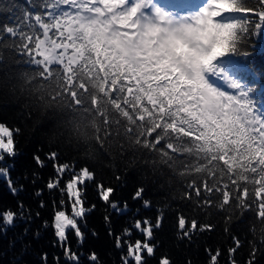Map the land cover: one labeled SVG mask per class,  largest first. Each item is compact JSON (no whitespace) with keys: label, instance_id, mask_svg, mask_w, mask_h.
Returning a JSON list of instances; mask_svg holds the SVG:
<instances>
[{"label":"trees","instance_id":"trees-1","mask_svg":"<svg viewBox=\"0 0 264 264\" xmlns=\"http://www.w3.org/2000/svg\"><path fill=\"white\" fill-rule=\"evenodd\" d=\"M52 2L0 0V124L13 131L15 143V155L4 154L0 167L9 169L16 189L13 195L7 178H0V211L10 208L17 212L13 226L0 221V264H123L127 246L117 247L116 238L131 243L143 240L133 228L134 222L147 219L155 225L158 218L160 227H154L150 241L155 253L152 257L144 253L146 264H159L162 257L171 264H212L211 256L217 253L216 264H264V223L257 215V204H253L256 185L240 181L237 188L227 176H210L207 169L198 170L206 162L181 148L175 135L146 146L148 139L155 143L156 133L148 137L141 123L125 114V109L131 112V108L113 101L86 71L77 67L76 73L70 74L63 66L53 65L59 70L49 73L47 66L32 61L39 57L22 48L20 36L11 37L3 31L7 25L31 32L25 13L42 14L47 20L51 9L43 5ZM249 2L259 9L258 0ZM61 7L67 9L68 5ZM228 17L232 18L228 22L240 19L232 14L218 18ZM250 18L253 24L234 50L202 74L220 86L205 81L216 91L243 93L253 114L264 120V26L255 28L258 18ZM31 23L35 25L34 20ZM35 30L42 38L38 25ZM82 82L85 87H81ZM157 133L162 134V130L157 129ZM179 139L188 142L191 137ZM168 142L175 143V151L167 147ZM53 152L57 154L55 161L50 159ZM37 156L43 166L37 164ZM54 164H67L76 172L87 167L95 177L83 186L85 206L95 205L79 221L83 240L69 230L65 242L78 262L65 256L52 227L61 198L65 201L62 210L71 215L66 193L62 197L59 189L47 187L57 176ZM71 175L65 173L61 187ZM205 183L213 187L212 193L207 192ZM97 184L114 189L110 200L118 204L119 212L100 200ZM244 187H248L250 199L243 196ZM140 189L142 198L134 199ZM225 190L230 192V204L220 208ZM21 203L22 218L17 208ZM181 217L186 220L188 236L179 228ZM193 220L197 223L194 230ZM126 228L132 229L130 237H125ZM233 248L235 252L230 253ZM93 253L95 262L89 259Z\"/></svg>","mask_w":264,"mask_h":264},{"label":"snow or ice","instance_id":"snow-or-ice-1","mask_svg":"<svg viewBox=\"0 0 264 264\" xmlns=\"http://www.w3.org/2000/svg\"><path fill=\"white\" fill-rule=\"evenodd\" d=\"M258 3L259 9L253 7L249 0H208L198 15L185 22H174L159 12L150 18L143 10L149 7L151 0H53L43 5L51 9L46 13L47 20L42 14L25 13L24 20L28 21L27 27L31 32L7 25L3 31L11 37L20 36L26 52H35V56L42 57L32 61L46 62L45 71L49 73L59 70L53 65L63 66L70 74H75L77 67L86 71L113 101L131 108V112L125 109V114L131 121H139L148 137L156 133L155 143L148 139L146 146H155L170 134L175 135L181 148L195 152L206 162L198 170L207 169L210 176L217 173L220 177L227 176L237 188L240 181L256 185L253 204H257V215L264 223V120L253 114L243 93L216 91L208 86L202 75L211 70L214 61L239 44L242 34L248 32L249 25L253 24L250 16L258 18L254 22L255 28L264 26V0H258ZM61 5H68V8ZM224 14L240 19L216 22V18ZM37 25L42 30V38L35 30ZM30 44L34 48H30ZM81 87H85L83 82ZM157 129H161L162 134L157 133ZM180 136L191 137V140L180 141ZM167 147L176 150L173 142H168ZM4 154L14 156L15 143L13 131L0 124V161L4 160ZM56 158L57 154L51 153L50 159L55 161ZM35 160L43 166L38 156ZM53 167L57 176L49 180L47 187L49 190L59 189L62 197L66 193L71 215L62 210L65 201L61 198L60 209L54 212L52 227L64 246L65 256L78 262V256L65 242L69 230L83 240L79 221L95 208V205L91 208L85 206L83 186L94 181L95 177L87 167L78 172L67 164H54ZM68 172L72 173L71 178L61 187V180ZM0 178H7L9 189L15 195L16 189L7 167H0ZM204 187L209 193L214 190L207 183ZM96 188L100 200L119 212L118 204L110 200L114 189L103 184H97ZM224 188L228 189L227 183ZM215 191L220 189L215 188ZM142 192L143 189L138 190L133 198H142ZM242 194L251 198L248 187L243 188ZM196 195H201L198 188ZM237 199H240L239 195ZM240 202L243 206L244 200ZM229 204L230 192L225 190L218 206L223 208ZM145 207H148L147 201ZM248 207L251 208L252 204ZM17 208L22 218L23 204H18ZM124 208L127 210L126 204ZM16 218L17 212L10 208L0 211V221L8 227L14 225ZM185 224L186 220L181 217L179 228L188 236ZM154 227H160L159 218L155 225L147 219L136 220L133 228L142 234L143 240L131 243L127 239L116 238L117 247L127 246L123 264H146L144 253L148 257L154 255L155 245L150 243ZM191 228H197L195 220ZM124 234L130 237L132 229L126 228ZM235 250L230 249V253ZM218 255L211 256L212 264H216ZM89 259L95 262L97 258L93 253ZM159 264L171 262L162 257Z\"/></svg>","mask_w":264,"mask_h":264},{"label":"rangeland","instance_id":"rangeland-1","mask_svg":"<svg viewBox=\"0 0 264 264\" xmlns=\"http://www.w3.org/2000/svg\"><path fill=\"white\" fill-rule=\"evenodd\" d=\"M174 3H175L174 7H170V6L168 7L167 5H164L162 3V0H151V4L149 5V7L147 9H144L143 11L150 18H153L155 16V13L159 12L160 15L166 17L170 21L185 22L188 18L198 15L200 10L207 6L208 0H190V2L186 1L188 5L184 2V0H175ZM231 19H232L231 17L216 18V22L224 23L230 21ZM39 59H42V57H39ZM40 65L43 67L47 66L46 62H41ZM202 75L204 77V80L209 82V84H211L214 87H220L217 83H215V81L210 79L207 80L206 76L204 74Z\"/></svg>","mask_w":264,"mask_h":264}]
</instances>
